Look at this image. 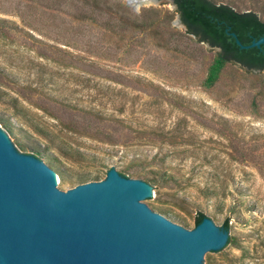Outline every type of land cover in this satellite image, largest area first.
<instances>
[{
	"label": "rangeland",
	"instance_id": "374dc122",
	"mask_svg": "<svg viewBox=\"0 0 264 264\" xmlns=\"http://www.w3.org/2000/svg\"><path fill=\"white\" fill-rule=\"evenodd\" d=\"M212 1L264 20V0ZM178 20L173 0H0V113L85 182L66 192L125 155L154 210L228 221L241 249L212 264H264V72L229 64L205 88L217 50Z\"/></svg>",
	"mask_w": 264,
	"mask_h": 264
},
{
	"label": "water",
	"instance_id": "95a60500",
	"mask_svg": "<svg viewBox=\"0 0 264 264\" xmlns=\"http://www.w3.org/2000/svg\"><path fill=\"white\" fill-rule=\"evenodd\" d=\"M237 44L260 48L264 37ZM0 119L13 124L9 133L0 123V264H212L229 247L234 236L218 221L205 218L193 230L175 213L151 208L155 192L143 179L124 177L125 155L122 162L91 159L110 171L108 178L66 192L60 178L70 186L84 181L73 179L15 115ZM18 144L39 148L45 158Z\"/></svg>",
	"mask_w": 264,
	"mask_h": 264
},
{
	"label": "trees",
	"instance_id": "16d2710c",
	"mask_svg": "<svg viewBox=\"0 0 264 264\" xmlns=\"http://www.w3.org/2000/svg\"><path fill=\"white\" fill-rule=\"evenodd\" d=\"M174 5L176 13L186 27L187 35L217 50L204 81L205 88H212L229 64L239 65L248 72H264V44L260 48L250 49H242L237 44L239 40L242 45L249 46L264 37V20L255 12H240L228 4H218L212 0H174ZM0 123L9 133H13V124L10 120L0 119ZM18 147L25 153L30 152L45 158L44 152L39 148L24 144H18ZM57 173L62 175L60 171ZM205 218L204 214L197 216L196 226ZM224 226L227 229L228 221ZM228 245L241 249L234 237H230Z\"/></svg>",
	"mask_w": 264,
	"mask_h": 264
},
{
	"label": "bare ground",
	"instance_id": "6f19581e",
	"mask_svg": "<svg viewBox=\"0 0 264 264\" xmlns=\"http://www.w3.org/2000/svg\"><path fill=\"white\" fill-rule=\"evenodd\" d=\"M128 1V0H127ZM132 1V5H136L138 3H143L142 6H146V5H155V0H129Z\"/></svg>",
	"mask_w": 264,
	"mask_h": 264
}]
</instances>
